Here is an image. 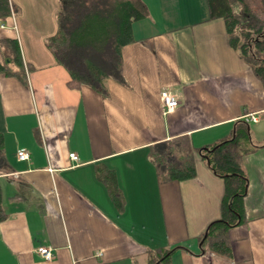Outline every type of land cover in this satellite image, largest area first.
I'll list each match as a JSON object with an SVG mask.
<instances>
[{
	"label": "crops",
	"instance_id": "crops-1",
	"mask_svg": "<svg viewBox=\"0 0 264 264\" xmlns=\"http://www.w3.org/2000/svg\"><path fill=\"white\" fill-rule=\"evenodd\" d=\"M123 47L126 84L108 81V96L69 85L70 74L46 45L58 29L60 0H11L0 38H17L28 85L0 73V133L9 169L0 170L5 219L0 264H264V85L230 44L225 21L208 0H143ZM169 90L178 105L163 112ZM256 113L257 121L246 115ZM249 124L259 145L244 155L249 177L246 221L228 231L231 254L203 247L221 216L224 180L200 154ZM187 135L197 175L161 182L151 145ZM25 149L29 159L20 160ZM78 155L72 160L70 153ZM98 166L115 172L125 197L119 210ZM51 247L45 259L39 246Z\"/></svg>",
	"mask_w": 264,
	"mask_h": 264
},
{
	"label": "trees",
	"instance_id": "trees-1",
	"mask_svg": "<svg viewBox=\"0 0 264 264\" xmlns=\"http://www.w3.org/2000/svg\"><path fill=\"white\" fill-rule=\"evenodd\" d=\"M208 4L211 18L224 19L230 44L264 85V0H208ZM17 10L11 0H0V18ZM148 14L143 0H60L56 14L58 29L47 38L46 45L70 74L71 87L85 84L108 96L109 79L127 82L123 47L134 41V22ZM0 73L15 76L28 85L17 38H0ZM257 147L251 141L249 124L237 121L228 137L200 149L202 158L225 184L221 216L210 223L202 237L203 247L213 252L231 254L228 231L246 221L244 200L249 177L243 158ZM149 156L161 182L182 181L197 175L195 150L187 135L151 145ZM7 169L9 163L0 133V170ZM97 175L119 210H123L125 197L115 172L98 166ZM5 216L0 182V222ZM172 250L157 249L158 258L154 263H166Z\"/></svg>",
	"mask_w": 264,
	"mask_h": 264
},
{
	"label": "built area",
	"instance_id": "built-area-1",
	"mask_svg": "<svg viewBox=\"0 0 264 264\" xmlns=\"http://www.w3.org/2000/svg\"><path fill=\"white\" fill-rule=\"evenodd\" d=\"M161 99H162V105H163V112L164 113H169L173 111L176 106L178 105V97L172 93L169 90H165L161 94ZM246 120L249 121H257L258 116L256 113L246 115ZM18 157L20 160H27L29 159V153L25 149H20L18 151ZM70 157L72 160H77L78 161V155L75 152L70 153ZM37 251L45 258L48 260H51L54 258V253L51 249V247L48 246H39L37 248Z\"/></svg>",
	"mask_w": 264,
	"mask_h": 264
}]
</instances>
